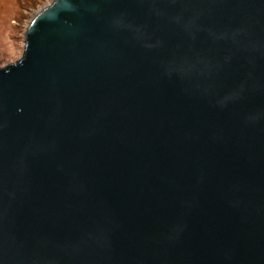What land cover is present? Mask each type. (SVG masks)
I'll use <instances>...</instances> for the list:
<instances>
[{"label": "water", "instance_id": "water-1", "mask_svg": "<svg viewBox=\"0 0 264 264\" xmlns=\"http://www.w3.org/2000/svg\"><path fill=\"white\" fill-rule=\"evenodd\" d=\"M0 65V264H264V0H52Z\"/></svg>", "mask_w": 264, "mask_h": 264}, {"label": "rangeland", "instance_id": "rangeland-1", "mask_svg": "<svg viewBox=\"0 0 264 264\" xmlns=\"http://www.w3.org/2000/svg\"><path fill=\"white\" fill-rule=\"evenodd\" d=\"M52 0H0V65L23 51L21 32L32 15Z\"/></svg>", "mask_w": 264, "mask_h": 264}]
</instances>
